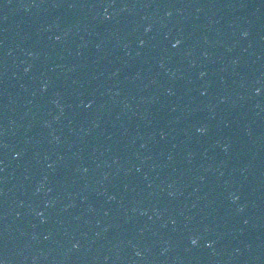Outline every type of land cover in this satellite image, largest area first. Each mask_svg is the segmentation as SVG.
<instances>
[{
    "label": "snow or ice",
    "instance_id": "6c2138e0",
    "mask_svg": "<svg viewBox=\"0 0 264 264\" xmlns=\"http://www.w3.org/2000/svg\"><path fill=\"white\" fill-rule=\"evenodd\" d=\"M179 43H180V41L177 40V41H176V44H179ZM257 91H259V89H257ZM192 243L195 244V243H196V240L193 239V240H192ZM0 264H3V262L0 261Z\"/></svg>",
    "mask_w": 264,
    "mask_h": 264
},
{
    "label": "clouds",
    "instance_id": "9594fccd",
    "mask_svg": "<svg viewBox=\"0 0 264 264\" xmlns=\"http://www.w3.org/2000/svg\"><path fill=\"white\" fill-rule=\"evenodd\" d=\"M200 131H203V129H200Z\"/></svg>",
    "mask_w": 264,
    "mask_h": 264
}]
</instances>
